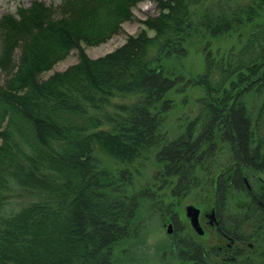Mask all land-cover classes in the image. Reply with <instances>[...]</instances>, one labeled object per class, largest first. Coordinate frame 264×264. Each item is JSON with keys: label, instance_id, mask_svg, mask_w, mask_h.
Returning a JSON list of instances; mask_svg holds the SVG:
<instances>
[{"label": "trees", "instance_id": "16d2710c", "mask_svg": "<svg viewBox=\"0 0 264 264\" xmlns=\"http://www.w3.org/2000/svg\"><path fill=\"white\" fill-rule=\"evenodd\" d=\"M141 1L35 0L0 17V264H112L139 204L127 190L130 169L152 153V181L173 183L180 195L199 185L201 156L217 144L232 165L214 183L217 202L226 203L227 183L248 197L219 230L236 244L253 243L250 252L259 246L264 182L247 189L244 179L264 171V0H157L158 13L140 21L152 36L141 30L89 57L81 44L118 34ZM250 25L239 47L217 55L203 47L204 71L188 81L205 96L184 132L169 138L165 95L181 78L167 61L186 56L192 37L244 34ZM73 49L76 63L39 78ZM250 95L259 99L255 111ZM100 151L127 169L105 167ZM184 246L190 259L206 260L190 238ZM226 251L238 263L242 252ZM249 259L241 264H264V256Z\"/></svg>", "mask_w": 264, "mask_h": 264}, {"label": "rangeland", "instance_id": "374dc122", "mask_svg": "<svg viewBox=\"0 0 264 264\" xmlns=\"http://www.w3.org/2000/svg\"><path fill=\"white\" fill-rule=\"evenodd\" d=\"M32 1L35 0H0V17L7 13H15L19 6H28ZM41 1L54 5L59 2V0ZM156 3L157 0H143L137 3L131 8L134 14L133 19L123 22L118 34L98 45L89 46L82 43L85 53L92 58L103 56L120 47L128 36L136 35L141 30H146L147 34L152 36L154 32L140 21L158 13ZM250 27L251 25L244 29V34L231 32L218 38L199 34L186 43V56L167 61L174 75L181 78L178 85L165 95V99L170 101V108L162 115V128L169 138H176L184 132L189 120L198 113L199 105L196 100L205 96L201 87L191 86L188 81L204 70L203 47L207 45L214 55L239 47L240 42L248 35ZM76 62L77 51L73 49L51 69L42 72L39 78L46 79L52 73L62 71ZM4 79V72L0 71V83H3ZM258 101L257 97L248 96V109L255 111L253 105H256ZM217 146L201 156L203 167L201 165L197 171L199 185L180 195L173 191V183L152 181L157 168L154 165L152 153L145 157L143 164L137 170L130 169L132 178L127 190L139 198V204L131 223L129 236L119 240L113 246L110 255L112 264H233L228 259L230 255L226 250H233L235 246L242 252L241 256L237 257L239 261L236 264H241L245 258L247 260L250 257L256 262L262 260L264 233L257 234L259 246L255 253L250 252L244 244H230V241L218 232L219 224L228 221L230 214L242 213L248 203V197L245 190L240 187H231V184L227 183L229 194L226 203L219 205L217 202L214 183L219 175L227 174L232 166L223 145L217 144ZM98 154L100 162L110 170L113 171L118 167L127 169L125 163L118 162L112 156L102 151ZM245 177L248 179L247 183L255 189L254 182L258 184L264 182V171L249 173ZM149 182H151V188L147 191ZM189 204L200 210V224L205 230L202 236L194 232L185 215V207ZM211 210H214L217 226L208 224L209 219L206 215L210 214ZM168 226H170V233L167 232ZM189 238L193 245L203 250V256L206 259L204 262H196L189 258V249L184 246L189 244Z\"/></svg>", "mask_w": 264, "mask_h": 264}, {"label": "water", "instance_id": "95a60500", "mask_svg": "<svg viewBox=\"0 0 264 264\" xmlns=\"http://www.w3.org/2000/svg\"><path fill=\"white\" fill-rule=\"evenodd\" d=\"M199 209L195 208L192 205H188L186 207V216L190 219L191 225L194 229L199 233L203 234V230L201 229L198 221ZM210 218H214V212L212 211L210 214ZM212 223V222H210Z\"/></svg>", "mask_w": 264, "mask_h": 264}, {"label": "flooded vegetation", "instance_id": "af4514ba", "mask_svg": "<svg viewBox=\"0 0 264 264\" xmlns=\"http://www.w3.org/2000/svg\"><path fill=\"white\" fill-rule=\"evenodd\" d=\"M213 226V225H212ZM225 237V236H224ZM225 238H227L229 241H230V244H232V243H234V240L232 239V238H230V237H225ZM229 244V245H230ZM232 259V258H231Z\"/></svg>", "mask_w": 264, "mask_h": 264}]
</instances>
